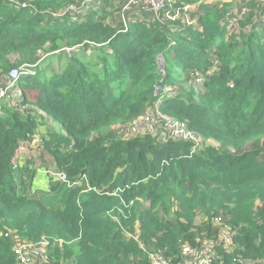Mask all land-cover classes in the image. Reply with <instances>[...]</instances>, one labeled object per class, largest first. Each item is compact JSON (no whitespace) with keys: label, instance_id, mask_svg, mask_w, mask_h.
Returning <instances> with one entry per match:
<instances>
[{"label":"trees","instance_id":"obj_1","mask_svg":"<svg viewBox=\"0 0 264 264\" xmlns=\"http://www.w3.org/2000/svg\"><path fill=\"white\" fill-rule=\"evenodd\" d=\"M77 1L0 0V78L47 54L0 114V264H19L9 228L27 240L49 235L47 264H152L124 229L179 262L185 245L217 240L226 225L237 233L232 246L217 247L221 259L264 264V8L244 0L231 13L227 1L183 0L200 4L194 27L176 33L137 21L120 31L118 0H98L82 19L54 16ZM160 53H174L181 68L177 96L156 94ZM195 69L204 75L199 86ZM159 99L163 115L185 122L201 143L171 131L125 134ZM41 126L52 167L69 184L34 159L13 162ZM40 173L50 178L45 187L35 184ZM185 180L193 187L177 185ZM82 215L92 222L84 232Z\"/></svg>","mask_w":264,"mask_h":264},{"label":"built area","instance_id":"obj_2","mask_svg":"<svg viewBox=\"0 0 264 264\" xmlns=\"http://www.w3.org/2000/svg\"><path fill=\"white\" fill-rule=\"evenodd\" d=\"M95 1L97 0H82L79 3H72L59 12H53V14L54 16H63L69 12L73 13L74 15L78 13H84L87 4ZM241 1L243 3L244 0ZM246 1L256 2V10L264 8V0ZM214 2L217 1L214 0ZM119 10L120 20L122 21L123 25V28L120 31H127L130 28L131 23L142 21L147 24L158 22L163 28L171 29L172 32L179 33L185 28L194 27L193 25L200 20L202 13V10H200V4H192L183 0H125ZM199 12L200 15L198 16ZM227 15L234 17V15L231 13H228ZM233 21H236V19H232V22ZM176 45L177 40L170 37L169 47ZM65 49L69 52L76 49V47H66ZM158 59L161 64L164 60L163 53L158 55ZM36 66L37 63H25L18 67H13L10 71H8V73L0 78V91L7 90L9 88H17V86L19 87V81L21 78L36 74ZM161 72V78L165 79L166 72L162 68ZM191 77L196 83H201L204 80V76L199 70L192 71ZM164 90L170 94H176V91H174L172 87H166ZM22 95L23 93L19 97ZM15 99L16 98L12 99L14 105ZM142 117L143 119L141 121L135 122L132 126H128L126 128V135H142L150 131H155V133L158 131L157 134L162 135L167 131H171L175 138L179 137V139H182L181 137L184 135H186V140H197L198 138L188 128L185 122L171 119L169 116L165 117L160 109L159 103L155 104L153 107H150L149 111ZM52 171L57 174H51ZM45 172L48 173L50 177H53L57 180L60 179V181L62 180L61 182L69 184L67 175L64 172H59L55 169H46ZM117 190L121 191L122 189ZM236 233L237 229L234 231L232 227L226 225L222 229L221 235L217 240L205 239L197 247L185 245L182 250V259L179 262H173L169 257L157 252H153L151 257L149 256V259L152 264H226L217 252V247L232 246L233 235ZM48 245L49 241L46 239L40 241L39 243L18 241L16 244V253L19 263L46 264L50 257ZM243 259H240V261L243 262Z\"/></svg>","mask_w":264,"mask_h":264},{"label":"rangeland","instance_id":"obj_3","mask_svg":"<svg viewBox=\"0 0 264 264\" xmlns=\"http://www.w3.org/2000/svg\"><path fill=\"white\" fill-rule=\"evenodd\" d=\"M81 1L82 0H79V1H77L75 3H79ZM123 1L124 0H118L117 5L123 3ZM215 1H219V0H215ZM225 1H227V3H229V5H230V9L229 10H232L231 13L234 12L235 10H239V8L241 6V3H242L241 0H225ZM25 4L27 6H29L28 3H22L20 5L22 7H24ZM61 10H59V11H61ZM117 16H120V10H118V11L115 12L114 18H116ZM112 24L113 25L115 24V19L112 21ZM88 53H90V51ZM42 55H44V53H42ZM8 58L11 59V61H12L14 59H20V56L19 55H16V54H12ZM54 61H57V60L55 59ZM161 68L165 72H168V74H170V76L167 77L166 80H165V84L167 86H173V85H178L179 84V81H180V78H181V68L178 66V62L172 56L167 55V68H165V67H161ZM158 70H159V73L161 74V77H162V72L160 71V68ZM23 76H27V75H23ZM29 78H30V76H29ZM190 83H191V80H190ZM22 93H24V89L21 86H19V87L17 86V88H9L7 90L0 91V114L3 111L4 104H7L9 106H13L14 104H13L12 99L19 97ZM26 95H27V97L30 100L31 99L33 100V99H36L37 98L36 90H34V91H28ZM169 118L173 119V117H171V116H169ZM50 121L53 123L52 120H50ZM46 127H44V126H41L40 127V132L38 131L37 134L35 135V137L38 135V140L35 141L34 143L33 142L30 143V142H26V141L20 143V146L18 147V149L15 152V157H14V160H13L14 163H17L18 165H21V164H24L27 160L34 159V162H36V164L39 165L40 167L41 166L42 167L43 166H46L45 169H47L48 167L51 170L53 169L52 166H55V165H53L54 164V161H53L54 159L47 152V150H45L44 145H43V142H42V135H44L46 133V131H47L46 130ZM54 127L55 128H58L59 127V123H56ZM140 127H142V126H140ZM153 134L155 135V131H153ZM182 139L186 140V135L182 136ZM197 141L199 143H201V139L200 138H197ZM211 143H212V147H217L215 141H213ZM227 146H230V145H227ZM45 169L43 168V170H45ZM53 173H54V171H52L51 174H53ZM54 174H57V173H54ZM41 176H43V180L46 179V178H48V179H46V181H43L42 184L40 182V177ZM49 179L50 178L48 176H46V174L40 173L38 175L36 181H35V184L38 185V186H40V187H42V185H43V187H45L46 184L47 185L49 184V182H50ZM171 183H173V182H171ZM177 185L178 186H181V187H182V185L189 186V187H193L192 183L190 181H188V180H185L181 184H177ZM262 185H264V184H262ZM175 186L176 185H171L172 188H174ZM101 195L103 196L102 197V200H101L102 206L104 208H108L109 209V207H108V205L106 203V198H105L107 195L105 194V192H101ZM115 197H119V196L118 195H115ZM244 199L246 201H248V202L250 201V199L248 197H244ZM117 208L116 207L111 208L110 210H108L109 211L108 214L110 216L111 215H114L112 212L114 210H117ZM119 210L122 211V209H119ZM121 214H122V216L125 219L128 218V215L125 212L122 211ZM118 223L120 224V222H118ZM91 224H92V222L88 219L87 216L82 215L80 217V225H81V228H82L81 229V232H84L87 229H89L90 226H91ZM122 226H124V222L122 223ZM124 231H125V233L130 238H132L133 240H135V241L138 242L140 248L146 253V256L147 257H149V256L151 257L152 252H150L151 250L149 248H147L146 245H144V244L141 245V241L133 238L132 237V233L126 231V229H124ZM76 235H77V233L74 232V236H76ZM43 237H50V236L49 235H45ZM67 237H68V235L67 236H64V237H59V238H61L59 241L65 243L66 240L64 238H67ZM131 258L134 259L133 256Z\"/></svg>","mask_w":264,"mask_h":264},{"label":"clouds","instance_id":"obj_4","mask_svg":"<svg viewBox=\"0 0 264 264\" xmlns=\"http://www.w3.org/2000/svg\"><path fill=\"white\" fill-rule=\"evenodd\" d=\"M98 1V0H97ZM97 1H95V2H91V3H88L87 4V6H86V9H85V11H84V13H78V14H75L76 16L77 15H79L80 16V18L79 19H82V16H83V14H86L87 12H88V10L90 11V9L92 8V7H90L91 5H93L94 7H95V5H94V3H96ZM66 14H69V13H66ZM65 14V15H66ZM70 14H73V13H71L70 12ZM56 17H59V16H56ZM82 45H80V47H81ZM74 47H76V46H74ZM170 47H174V46H170ZM77 48H79L78 46L76 47V49ZM63 50H57L56 52H62ZM68 52V51H67ZM70 52V51H69ZM47 55V54H46ZM46 55H44V56H42V58L37 62V66H36V69H38V64L46 57ZM172 57H174V53L171 55ZM163 57H164V55H163ZM157 60H158V64H159V68H160V71H161V67H165L166 68V61H167V59L164 57V60H163V62L160 64V61H159V59H158V57H157ZM32 64H34V63H32ZM195 70H198V69H195ZM194 71V70H193ZM200 71V70H199ZM201 72V71H200ZM202 73V72H201ZM203 74V73H202ZM36 75V74H35ZM167 75H168V73L166 72V76H165V79H162V78H160V81L162 82V85H157V87H156V94H161V96H163V95H166V94H168V95H174V96H177L178 95V93L180 92V85L181 84H178V85H173V86H167L166 84H165V80H166V77H167ZM34 76V75H33ZM204 76V75H203ZM26 77H23V78H21L20 79V81L22 80V79H25ZM192 78V77H191ZM193 79V78H192ZM19 81V82H20ZM202 83V82H201ZM201 83H196L195 82V80L193 79V84L194 85H197V86H199ZM166 87H172L173 88V90L174 91H176V94H170V93H168V92H166L165 90H164V88H166ZM162 100L163 99H159L155 104H157V103H159V106H160V103L162 102ZM154 104V105H155ZM153 105V106H154ZM152 106V107H153ZM161 109V108H160ZM38 140V138H37V136L34 138V141H33V143L35 142V141H37ZM53 180H56V179H54L53 178ZM7 236H11V238H12V240H13V244H14V252H15V254H16V256H17V253H16V244H17V242L18 241H23V242H29V243H39L40 241H42V240H44V239H46V240H48L49 241V245H48V248L51 246V244H52V242H51V239H50V237H43V236H45V235H41V237L38 239V240H27V239H23L21 236H20V234H19V232H17V229H11V228H9L8 229V233H7ZM43 237V238H42ZM42 238V239H41ZM60 239H55V242L56 241H59ZM18 259V258H17ZM19 262V261H18ZM20 264V263H19Z\"/></svg>","mask_w":264,"mask_h":264},{"label":"crops","instance_id":"obj_5","mask_svg":"<svg viewBox=\"0 0 264 264\" xmlns=\"http://www.w3.org/2000/svg\"><path fill=\"white\" fill-rule=\"evenodd\" d=\"M124 1H125V0H124ZM124 1H123V2H124ZM121 4H123V3H121ZM121 4H118L117 7H118L119 5H121ZM115 8H116V5H115ZM118 10H119V9H118ZM118 10H116V11H118ZM116 11H115V12H116ZM44 127H45V126H44ZM37 138H38V135H37ZM33 141H34V139H33ZM33 141H32V142H33ZM29 144H30V143H29ZM34 145H35V144H34ZM48 262H50V257H49V260L46 262V264H47Z\"/></svg>","mask_w":264,"mask_h":264}]
</instances>
